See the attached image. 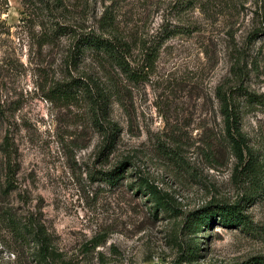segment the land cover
<instances>
[{"label": "rangeland", "instance_id": "374dc122", "mask_svg": "<svg viewBox=\"0 0 264 264\" xmlns=\"http://www.w3.org/2000/svg\"><path fill=\"white\" fill-rule=\"evenodd\" d=\"M109 15L133 47L137 78L105 74L90 52L74 59L71 40L50 35L59 24L107 36ZM234 58L244 89L264 103V0H0V192L10 161L16 189L6 203L36 219L52 246L39 260L0 230V264H264V105L242 109L262 165L253 183L216 99ZM84 86L109 96L101 128ZM217 202L238 205L237 222L212 215Z\"/></svg>", "mask_w": 264, "mask_h": 264}, {"label": "trees", "instance_id": "16d2710c", "mask_svg": "<svg viewBox=\"0 0 264 264\" xmlns=\"http://www.w3.org/2000/svg\"><path fill=\"white\" fill-rule=\"evenodd\" d=\"M57 4H62V0H53ZM111 21V22H110ZM112 18L107 16L101 23V31L109 33L107 36L98 33L95 30H83L78 27H72L68 25L54 24L52 36H67L71 40L73 58L77 59L83 56L85 52L92 53L94 63L105 74L110 71H120L125 77L137 78L138 73L131 66L133 47L131 43L127 42L124 38H120L114 34L115 28H113ZM258 31L254 32L249 39L255 40L260 37ZM147 56V55H146ZM233 65L230 69L231 82L221 84L216 89V99L219 104V113L222 117L226 142L229 145L231 151L237 159L239 168L244 175L250 176L253 183H257L260 177L261 166L257 159V154L248 145V140L243 134L241 129L242 109L244 107L260 105L263 106V101L256 95L248 93L244 89V71L241 66L240 58H234ZM112 80V79H111ZM73 81H76L73 80ZM100 88V87H99ZM69 90V89H68ZM83 91L95 100L94 104L97 106V110L100 112L97 122L98 127H102L100 124L102 121L107 122L108 108H109V96L98 89L95 94H91L89 88L84 86ZM110 135L111 142L115 139V133L117 127L111 123ZM106 131V130H105ZM7 156H10L8 148H6ZM8 159V158H7ZM130 162L125 160L120 166L111 171V179L117 181L123 177V164ZM262 163V162H261ZM6 189L0 192V230H3L6 234L10 235V241L7 243L10 247L13 245L20 246V248H29V245L33 246L31 256L36 259H43L46 261L52 252L51 237L45 232L44 227L39 225L36 219L22 220L13 213L12 209L6 203V197L14 191L15 188V170L12 167L10 161H6ZM130 167V166H129ZM140 187L145 188L146 191L152 195L157 204H164L162 194L147 181L140 178ZM257 188H260L257 186ZM240 207L238 205L227 206L226 204L217 202L211 213L214 216L221 218V221L225 225L233 224L237 222L238 215H241ZM32 219V218H31ZM210 217L201 218V221H193L188 225L190 229L198 227L204 221H207ZM30 249V248H29ZM196 255V249L191 248L188 254L189 259H193ZM181 264V263H177Z\"/></svg>", "mask_w": 264, "mask_h": 264}]
</instances>
